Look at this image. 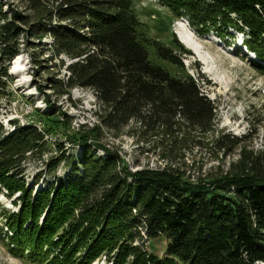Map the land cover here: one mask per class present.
I'll return each instance as SVG.
<instances>
[{"label": "trees", "instance_id": "16d2710c", "mask_svg": "<svg viewBox=\"0 0 264 264\" xmlns=\"http://www.w3.org/2000/svg\"><path fill=\"white\" fill-rule=\"evenodd\" d=\"M12 1L0 0V99L13 97L10 62L25 48L39 64L34 55L48 38L54 55L73 61L63 83L50 80L55 98L90 90L101 112L98 125L76 130L54 104L7 132L0 125V194L16 208L0 205L6 254L22 264H264V157L243 147L226 175L186 174L179 150L207 148L217 107L184 67L192 54L176 36L170 47L148 37L132 0ZM155 2L200 37L244 34L251 66L264 74V0ZM129 125L160 138L162 168L129 170L101 143L103 129L115 135ZM65 143L80 146L78 154ZM214 143L226 154L242 140ZM31 163L42 168L29 184Z\"/></svg>", "mask_w": 264, "mask_h": 264}, {"label": "rangeland", "instance_id": "374dc122", "mask_svg": "<svg viewBox=\"0 0 264 264\" xmlns=\"http://www.w3.org/2000/svg\"><path fill=\"white\" fill-rule=\"evenodd\" d=\"M3 1L8 3L11 0ZM12 2L13 6L18 8L17 3L14 0ZM132 2L136 16L147 28L145 30L148 37L157 38L162 44L170 47V32L174 34L175 23L183 21L196 39L205 41L204 48L212 57L213 71L210 73L206 71V65L198 61L191 51L189 52L192 55L185 57L182 61L188 72L196 78L202 93L217 107L215 131L206 136L204 141L208 145L207 148L203 146L199 149L191 143L186 144L185 150H179L187 163L186 174L194 179L197 178V174L206 177L226 175L234 171L235 164L239 162L240 148L243 147L245 150L261 154L264 157V74L262 75L254 66H251L254 57L246 54L243 48L237 47L239 39L245 38V35L241 34L240 36L233 31L234 37L223 39L210 32L200 37L190 27L187 18L176 20L166 10L160 8L155 0H132ZM20 42L22 46V39ZM43 44L46 47H38L45 48V51L34 53L39 64L35 65L29 55L31 50L25 48L17 56L21 67L20 71L16 69L17 71L12 72L14 60L10 62L9 74L12 78L11 87L14 90L10 100L0 99V125L3 131L7 132L11 129L10 122L24 125L28 123L29 118L33 119L32 115H35L36 112L47 113L52 104L56 106L58 114L62 113L67 117V122L74 130L83 126L98 125L97 117L101 112V106L90 90L75 87L61 98H55L56 96L50 89V80L54 79L63 83L69 74L66 66L73 61L64 55H54L49 47L50 40L48 38L43 40ZM150 59L154 64L170 71L165 62L157 61L154 56H151ZM194 68L197 69L202 81L197 79ZM62 89L64 90L63 87ZM138 133L136 127H131V125L115 135L103 129L101 143L118 151V154L127 162L129 170H140L143 167L162 168L165 164L161 160L160 151L163 148L160 138H157L159 140L157 141L156 138ZM141 136L145 141H151L139 144L137 140ZM221 138L227 141L241 139L242 143L240 146L228 147L227 149L230 151L223 154L221 151L216 152L214 143ZM64 146L72 148L67 143ZM175 149L178 154V148ZM79 150L80 146H75L70 152L76 155ZM99 153L102 154L101 151ZM41 168L40 164H29L25 173L26 181L29 184L32 177ZM63 172L64 170H60L58 176L62 177ZM40 186L38 185L37 188ZM0 205L6 210H16L10 200L2 194H0ZM162 247V242L153 243L154 252L160 255L163 254ZM0 264L22 263L10 258L0 244Z\"/></svg>", "mask_w": 264, "mask_h": 264}, {"label": "bare ground", "instance_id": "6f19581e", "mask_svg": "<svg viewBox=\"0 0 264 264\" xmlns=\"http://www.w3.org/2000/svg\"><path fill=\"white\" fill-rule=\"evenodd\" d=\"M174 34L176 35L179 42L187 48L189 51L194 54L198 61L206 65V71L212 72V57L207 53V50L204 48L205 41H200L195 38L194 34L189 30L186 23L183 21H178L175 23ZM19 58L14 59V67L12 72L17 71L16 69H21L19 65ZM20 71V70H19Z\"/></svg>", "mask_w": 264, "mask_h": 264}]
</instances>
